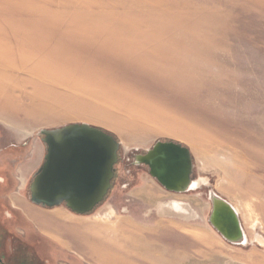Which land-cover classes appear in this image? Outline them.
I'll return each instance as SVG.
<instances>
[{
	"label": "rangeland",
	"instance_id": "1",
	"mask_svg": "<svg viewBox=\"0 0 264 264\" xmlns=\"http://www.w3.org/2000/svg\"><path fill=\"white\" fill-rule=\"evenodd\" d=\"M74 123L122 147L92 227L35 211L61 240L112 264H264L263 246L209 224L207 187L170 193L127 162L158 141L185 145L193 180L238 207L250 241L264 236V0H0V143L33 149L39 167V131ZM171 200L198 217L159 216Z\"/></svg>",
	"mask_w": 264,
	"mask_h": 264
},
{
	"label": "water",
	"instance_id": "2",
	"mask_svg": "<svg viewBox=\"0 0 264 264\" xmlns=\"http://www.w3.org/2000/svg\"><path fill=\"white\" fill-rule=\"evenodd\" d=\"M38 136L46 154L31 180L30 201L42 208L64 206L77 215L91 214L112 188L121 142L112 133L87 123L42 129ZM137 164L146 165L151 177L170 193L186 194L207 187L212 206L209 224L233 246L254 244L238 207L217 193L209 181L196 187L198 180L192 178L196 166L188 147L158 141Z\"/></svg>",
	"mask_w": 264,
	"mask_h": 264
},
{
	"label": "crops",
	"instance_id": "3",
	"mask_svg": "<svg viewBox=\"0 0 264 264\" xmlns=\"http://www.w3.org/2000/svg\"><path fill=\"white\" fill-rule=\"evenodd\" d=\"M32 152L33 149L28 148L15 154L11 152L5 156L0 155L6 158L4 164L8 163L9 165L7 170L0 173L2 179L0 180L6 182L5 185L0 186V217H2L0 220H2L3 226L10 231L11 236L8 238L14 236L17 247L18 245L26 246V249L22 250V254L26 258H34L42 264H112L106 259L100 261L99 259L88 258L83 253L78 252L69 240H61L39 222L35 216V211L45 213L53 221L66 224L69 227H92L86 224L87 215L74 214L64 206L52 209L42 208L30 201L28 192L25 193L28 178L31 172L33 178L42 165L37 167V159ZM0 161L2 162L3 159ZM27 170H30L27 172L28 175ZM16 172L21 174V187L17 186L14 177Z\"/></svg>",
	"mask_w": 264,
	"mask_h": 264
},
{
	"label": "flooded vegetation",
	"instance_id": "4",
	"mask_svg": "<svg viewBox=\"0 0 264 264\" xmlns=\"http://www.w3.org/2000/svg\"><path fill=\"white\" fill-rule=\"evenodd\" d=\"M27 149V147H23V148H18L17 145L15 144H11L9 145V147L4 146L3 144L0 143V155L5 156L6 154H9L11 152H13L14 154ZM147 154V151L141 153V154H134L133 160L132 159H127L128 163H131V165H133L134 167H140V166H145L144 164H137L139 161V157L140 156H145ZM3 156H0V159H3V161H0V173H2L3 170H7L8 169V163L4 164V160H6V158H4ZM11 164V163H10ZM12 164H14V162H12ZM118 165H116L117 167ZM15 180L17 182V186L21 187V174L19 172H16V174L14 175ZM117 177V168H116V173H115V178L113 180V183L115 181ZM1 179V178H0ZM2 180V179H1ZM0 180V186H3L6 184V182H3ZM113 183H112V187H113ZM181 203L177 200H171L165 204H161L157 211L159 213V215H169V214H181V212H179V205ZM0 219H2V217H0ZM3 222L2 220H0V264H42L41 262L36 261L34 258L29 259L26 258L25 255L22 254V250L26 249V246H19L18 247L15 245V237L12 236V238H8L9 236H11L10 231L8 228H5L3 226ZM14 243V244H13ZM34 254H32L33 256ZM34 257V256H33Z\"/></svg>",
	"mask_w": 264,
	"mask_h": 264
},
{
	"label": "bare ground",
	"instance_id": "5",
	"mask_svg": "<svg viewBox=\"0 0 264 264\" xmlns=\"http://www.w3.org/2000/svg\"><path fill=\"white\" fill-rule=\"evenodd\" d=\"M207 167V166H206ZM207 180L205 179H200L198 181H196V187L197 186H201L203 184H207ZM179 212H181V214L177 215V214H169V215H158L162 216V217H171L174 219H179V220H186V221H190V220H194L198 217V214L192 210L189 205L181 203L179 205ZM259 224H256L254 229H259ZM252 242L259 244L260 246L264 247V236H262L259 233H256Z\"/></svg>",
	"mask_w": 264,
	"mask_h": 264
}]
</instances>
